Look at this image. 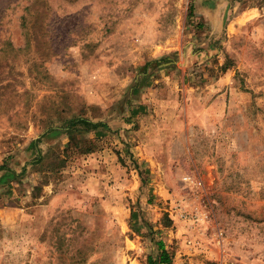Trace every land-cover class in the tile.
<instances>
[{"label": "rangeland", "instance_id": "rangeland-1", "mask_svg": "<svg viewBox=\"0 0 264 264\" xmlns=\"http://www.w3.org/2000/svg\"><path fill=\"white\" fill-rule=\"evenodd\" d=\"M0 264H264V0H0Z\"/></svg>", "mask_w": 264, "mask_h": 264}, {"label": "trees", "instance_id": "trees-1", "mask_svg": "<svg viewBox=\"0 0 264 264\" xmlns=\"http://www.w3.org/2000/svg\"><path fill=\"white\" fill-rule=\"evenodd\" d=\"M26 35H27L26 37H29V33L27 32V30H26ZM71 123L72 124L74 123V125H75V128H73L72 130H77V131L70 132L71 129L69 131H67L68 140L73 139V136H74L73 133H76L78 135V134H80V132L86 133V132L93 131L94 132L93 135L97 136L100 133L98 127L105 128L104 126L107 125L106 123H103L102 121L93 122L91 120H87V119L82 118V117H78L76 120L71 121L70 124ZM72 124H71V126H72ZM76 124H79V126H76ZM105 129L109 130V127L106 126ZM56 154L58 155V153H56ZM56 154H55V152H53L52 155L55 156V158H56ZM58 161H59L58 166H60L61 161L59 159H58ZM158 247L160 248V257L158 258V261L161 262V263L162 262H167V253L165 252V250L162 249L161 242L158 243Z\"/></svg>", "mask_w": 264, "mask_h": 264}]
</instances>
